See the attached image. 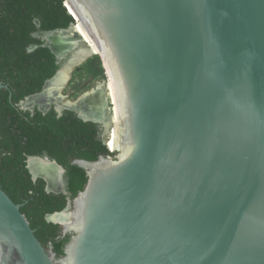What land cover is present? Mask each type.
Returning a JSON list of instances; mask_svg holds the SVG:
<instances>
[{
	"label": "water",
	"instance_id": "1",
	"mask_svg": "<svg viewBox=\"0 0 264 264\" xmlns=\"http://www.w3.org/2000/svg\"><path fill=\"white\" fill-rule=\"evenodd\" d=\"M65 6L72 25L34 36L62 64L83 41L60 53L49 37L60 46L80 23L99 52L87 53L71 72L93 55L104 66L106 48L123 93L120 147L95 161L72 160L86 170L87 184L62 211L46 215L71 236L62 256L42 245L22 205L0 187V264H264V0ZM59 70L19 107L75 111L103 125L109 148L111 112L94 119L53 102L24 105ZM89 92L63 96L77 102ZM109 102L105 96L106 109ZM31 158L60 168L58 189L32 172ZM27 168L33 180H45L47 192L67 194L57 161L30 156ZM62 213L64 222L50 218Z\"/></svg>",
	"mask_w": 264,
	"mask_h": 264
},
{
	"label": "trees",
	"instance_id": "2",
	"mask_svg": "<svg viewBox=\"0 0 264 264\" xmlns=\"http://www.w3.org/2000/svg\"><path fill=\"white\" fill-rule=\"evenodd\" d=\"M74 22L65 0H0V85H4L0 87V187L22 205L20 210L36 237L57 256L64 255L71 236L63 235L46 215L62 211L68 197L73 199L88 181L86 170L72 160L95 161L100 155L113 154L100 124L84 121L72 110L59 114L52 107L43 113L37 107L23 110L19 103L41 92L61 66L44 40L34 34L68 28ZM104 76L100 56L93 55L74 70L73 79ZM30 156H47L64 167L67 194L47 192L43 178L32 179L27 168Z\"/></svg>",
	"mask_w": 264,
	"mask_h": 264
},
{
	"label": "bare ground",
	"instance_id": "3",
	"mask_svg": "<svg viewBox=\"0 0 264 264\" xmlns=\"http://www.w3.org/2000/svg\"><path fill=\"white\" fill-rule=\"evenodd\" d=\"M71 9V8H70ZM73 12V10L71 9ZM75 28L73 29L75 33H73V37H69L65 39L64 41L61 39L60 43L61 45H57L55 42L57 41V38L55 37H49L47 34L45 36L49 37V43H51L52 47L57 50L58 52L62 53V51H66L67 49H70L72 47V42H77L79 40L83 41L87 45V49H82L79 51H75V48L72 49V62L70 64H66L63 68H61L58 72V74L48 82L46 85L45 90L36 95L29 97L26 102L24 103L25 106L29 107L33 104H40L42 107H46L48 103H55L60 107L63 106H70L73 108H78L80 113L84 116H88L94 119H105V113L111 112V120H115L116 125L114 127V130L112 131V134L108 140V145L110 146V149L112 151L116 150L120 147V138H119V131H120V120L121 116L123 115V107H122V90L120 89V83L117 79V74L114 69V64L111 61V57L109 56L108 51L106 48L102 47L101 54L103 55L104 60V66L108 68V72L110 74V81L107 85L108 88H105L103 90L101 87H98V89H93L91 92H89L84 99L81 101L73 102L69 101L68 98L64 97L63 90L66 87L69 77L71 76V69L75 63H77L80 59H82L84 56L87 55V53L92 52H99L96 44H94L86 30L82 27L80 23L76 24ZM107 72V73H108ZM115 78V80H114ZM108 91V94L106 93ZM103 94L107 97L110 101H112V105L110 109H106L105 98L103 97ZM109 111V112H108ZM113 122V121H112ZM29 167L35 174H41L44 175L46 178H48L49 185L52 189H58L59 183H60V168L56 166L54 163H49L45 161H41L37 158H31L29 160ZM50 218H52L55 221H66L68 219L67 213L62 214H56L52 215Z\"/></svg>",
	"mask_w": 264,
	"mask_h": 264
},
{
	"label": "rangeland",
	"instance_id": "4",
	"mask_svg": "<svg viewBox=\"0 0 264 264\" xmlns=\"http://www.w3.org/2000/svg\"><path fill=\"white\" fill-rule=\"evenodd\" d=\"M82 49H87L86 44L83 43V42L77 43L76 46H75V51H79V50H82ZM70 54H72V53L70 52L69 56H70ZM65 60L66 59H64V61ZM105 67H106V65H105ZM107 72H108V68L106 67L105 76L104 77H101V78H99L97 80L96 79H93V80L84 79V80H81V81H77L76 79H73L74 73H71L70 75L72 76L71 77L72 79H70V81L68 82V84H67L66 88L64 89L63 93L65 95H68L70 100H75L76 97L86 93L87 91H89L92 88H96V87L102 85L104 82H107L109 84V81H110L109 76H110V74H109V72L108 73ZM112 121L114 122V126H115V123H116L115 120L112 119ZM112 154L115 155V154H117V152L114 150V151H112Z\"/></svg>",
	"mask_w": 264,
	"mask_h": 264
},
{
	"label": "flooded vegetation",
	"instance_id": "5",
	"mask_svg": "<svg viewBox=\"0 0 264 264\" xmlns=\"http://www.w3.org/2000/svg\"><path fill=\"white\" fill-rule=\"evenodd\" d=\"M71 56H72V54H70V56L68 55V59H69ZM68 59H66L65 61H63V63L61 64V66L64 65V64H66ZM61 66H60V67H61ZM62 67H64V66H62ZM77 67H78V66H77ZM77 67H76V68H77ZM76 68H75V69H76ZM75 69H74V70H75ZM74 70H73L71 73H74ZM71 77H72V76H71ZM70 79H72V78H70ZM70 79H69V81H70ZM89 80H93V79H89ZM69 81H68V82H69ZM67 84H68V83H67ZM107 85H108V83H107V82H104V86H105L104 88H108ZM66 86H67V85H66ZM100 86H101V85H100ZM100 86H98V87H100ZM98 87H96V88H92V89H90L89 91H92L93 89H98ZM65 88H66V87H65ZM65 88H64V89H65ZM63 91H64V90H63ZM87 92H88V91H87ZM106 93L108 94V91H106ZM76 96H77V95H76ZM106 96H107V95H106ZM103 97L105 98V95H104V94H103ZM76 98H77V97H76ZM109 101H110V100H109ZM104 105H105V103H104ZM111 105H112V103H111V101H110V102H109V108H111ZM105 106H106V105H105ZM115 125H116V123H115ZM100 126H101L102 131L104 132V127H103V125L100 124ZM114 127H115V126H114ZM113 130H114V128H113ZM108 140H109V139H108ZM108 146H109V145H108ZM109 147H110V146H109ZM63 183L65 184V176H64V178H63ZM49 250H51V249H48V251H49Z\"/></svg>",
	"mask_w": 264,
	"mask_h": 264
}]
</instances>
